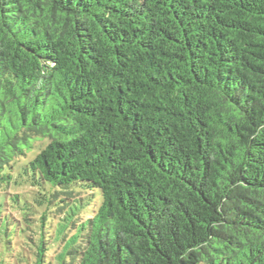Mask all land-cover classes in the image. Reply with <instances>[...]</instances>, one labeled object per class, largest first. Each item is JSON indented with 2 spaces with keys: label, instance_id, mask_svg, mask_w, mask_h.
<instances>
[{
  "label": "trees",
  "instance_id": "16d2710c",
  "mask_svg": "<svg viewBox=\"0 0 264 264\" xmlns=\"http://www.w3.org/2000/svg\"><path fill=\"white\" fill-rule=\"evenodd\" d=\"M6 197L22 264H264V0H0Z\"/></svg>",
  "mask_w": 264,
  "mask_h": 264
},
{
  "label": "rangeland",
  "instance_id": "374dc122",
  "mask_svg": "<svg viewBox=\"0 0 264 264\" xmlns=\"http://www.w3.org/2000/svg\"><path fill=\"white\" fill-rule=\"evenodd\" d=\"M1 198L0 203L3 204L0 207V239L3 242L8 243V237H10L14 242L15 247L18 248L15 250L14 254L11 253L13 258L9 264H22L18 261L19 250L26 249L24 244L30 243L32 239L34 240V238L39 239L42 235L50 242L56 243L58 241L60 226L56 214H46L43 224L41 221L38 222V220H36L35 223L23 222L22 216L20 218L22 221L17 219L14 220L10 215L12 212L10 211L11 205L8 207V197H6V205L5 201ZM53 209L54 207H50V210ZM31 213L32 210L28 212L29 215H31ZM35 216L39 218L40 215L37 214ZM0 256V260H2L1 264H8V246L5 248V252H3Z\"/></svg>",
  "mask_w": 264,
  "mask_h": 264
}]
</instances>
